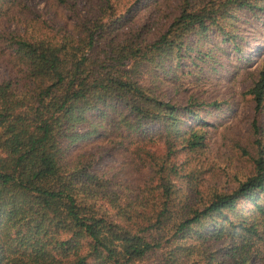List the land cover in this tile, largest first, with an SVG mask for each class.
Returning a JSON list of instances; mask_svg holds the SVG:
<instances>
[{
  "label": "trees",
  "instance_id": "obj_1",
  "mask_svg": "<svg viewBox=\"0 0 264 264\" xmlns=\"http://www.w3.org/2000/svg\"><path fill=\"white\" fill-rule=\"evenodd\" d=\"M46 1L74 9L78 0ZM125 1L83 0L65 30L26 15L21 0H0V264L264 262L261 149L235 189L171 210L169 156L178 142L197 149L203 132L182 127L195 108L164 89L175 94L182 78L197 82L239 52L251 22L264 28V0H177L163 15L159 0ZM246 93L259 110L264 66ZM97 135L120 154L126 178L95 170L89 154L67 155ZM154 137L162 139L155 158ZM145 164L158 178L152 202L127 179Z\"/></svg>",
  "mask_w": 264,
  "mask_h": 264
},
{
  "label": "rangeland",
  "instance_id": "obj_2",
  "mask_svg": "<svg viewBox=\"0 0 264 264\" xmlns=\"http://www.w3.org/2000/svg\"><path fill=\"white\" fill-rule=\"evenodd\" d=\"M21 1L29 8L26 15L45 20L50 27L65 30L70 29L76 17L84 13L81 7L83 0H78L74 9L56 6L46 0ZM130 1L133 0H126L125 5ZM176 1L159 0L158 14L168 12ZM148 13L149 9H141L137 17L136 14L133 16L134 21L130 26L135 27ZM240 43L242 47L239 52H234L230 58H220L222 64L212 65L210 71L206 69L201 72L202 77L197 82H193L190 76L182 78L181 87L175 94L170 86L164 88L166 97L181 105L192 102L195 108L196 119H183L182 127L192 124L203 132L202 144L197 149L192 151L180 148L178 142V150L169 156V163L175 168L174 176H169L174 189L172 201L176 205L171 210L185 204L199 206L213 191L228 192L235 189L253 173L258 149L262 150L261 156L264 158V100L256 111L251 96L246 93L259 69L264 66L263 26L257 21L251 22L243 31ZM221 47L230 51L225 42ZM234 56L240 60L236 61ZM190 71L193 72V68ZM6 73L0 66V76H5ZM253 122L255 123L252 124ZM256 140L259 146L256 145ZM147 145L154 151V158L161 155L162 139L154 137ZM76 153L91 155L93 168L105 172V176L117 173L118 177H124L116 169L121 160L120 154L110 151L102 136L90 137L67 151L68 156ZM151 170L148 164L139 165L136 173L131 172L127 179L131 184H136L138 198L147 196L152 202L158 189L151 186H158V178ZM243 205L247 207L249 204L244 202ZM260 234L264 238V225ZM209 247L217 246L211 243ZM221 258L218 256V259ZM247 264L264 262L258 257H250Z\"/></svg>",
  "mask_w": 264,
  "mask_h": 264
}]
</instances>
